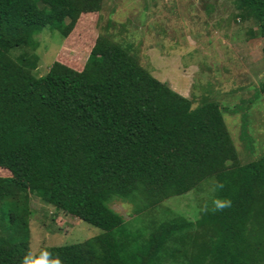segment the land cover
Wrapping results in <instances>:
<instances>
[{
    "label": "trees",
    "instance_id": "obj_1",
    "mask_svg": "<svg viewBox=\"0 0 264 264\" xmlns=\"http://www.w3.org/2000/svg\"><path fill=\"white\" fill-rule=\"evenodd\" d=\"M98 2L0 0V264H264V154L239 161L216 101L192 107L101 34L80 70L54 60L36 76L10 56L44 28L67 34L66 20ZM235 4L264 38V0ZM204 186L194 220L154 211ZM19 195L100 232L30 253L8 207Z\"/></svg>",
    "mask_w": 264,
    "mask_h": 264
},
{
    "label": "rangeland",
    "instance_id": "obj_2",
    "mask_svg": "<svg viewBox=\"0 0 264 264\" xmlns=\"http://www.w3.org/2000/svg\"><path fill=\"white\" fill-rule=\"evenodd\" d=\"M236 0H99L66 20L65 35L44 28L35 47L12 49L13 59L40 76L52 61L80 70L97 34L127 51L153 77L187 97L191 106L216 101L239 161L264 154V38L252 20L235 17ZM7 172L0 169V176ZM208 188L171 196L154 211L169 210L194 220L210 200ZM110 208L132 217L126 202ZM27 228L30 253L41 246L79 242L100 229L56 211L32 195L8 203Z\"/></svg>",
    "mask_w": 264,
    "mask_h": 264
},
{
    "label": "clouds",
    "instance_id": "obj_3",
    "mask_svg": "<svg viewBox=\"0 0 264 264\" xmlns=\"http://www.w3.org/2000/svg\"><path fill=\"white\" fill-rule=\"evenodd\" d=\"M231 206V201L227 198H225L224 200L220 201L217 204V210L222 211L223 209L230 207ZM54 264H60V261L57 259Z\"/></svg>",
    "mask_w": 264,
    "mask_h": 264
}]
</instances>
